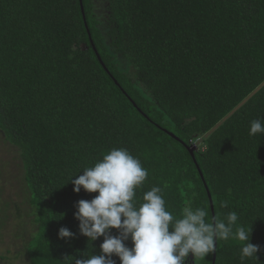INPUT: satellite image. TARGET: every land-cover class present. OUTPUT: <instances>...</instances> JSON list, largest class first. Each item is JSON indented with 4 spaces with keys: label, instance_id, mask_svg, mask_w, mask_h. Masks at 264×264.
<instances>
[{
    "label": "trees",
    "instance_id": "1",
    "mask_svg": "<svg viewBox=\"0 0 264 264\" xmlns=\"http://www.w3.org/2000/svg\"><path fill=\"white\" fill-rule=\"evenodd\" d=\"M82 6L0 0V137L19 156L39 227L24 246L29 264L100 253L103 237L91 245L74 219L77 201L97 193H74L70 180L118 147L148 169L137 197L160 186L177 215L195 194L194 206L206 205L210 216L235 211L251 226L256 259L242 262L230 239L218 242L215 264H264V136L249 135L251 121L264 120V86L204 139L264 85V0ZM61 227L74 238L60 239ZM213 256L189 254L185 264H213Z\"/></svg>",
    "mask_w": 264,
    "mask_h": 264
},
{
    "label": "clouds",
    "instance_id": "2",
    "mask_svg": "<svg viewBox=\"0 0 264 264\" xmlns=\"http://www.w3.org/2000/svg\"><path fill=\"white\" fill-rule=\"evenodd\" d=\"M249 135L264 136V120L251 121ZM148 175L138 157L118 147L70 180L74 193H97L75 204L79 234L91 245L103 237L99 254L85 250L73 258L74 264H116L113 257L119 264H185L189 254L205 258L216 252L218 242L230 239L239 242L242 262L256 259L259 246L250 243L252 228L239 224L235 211L210 216L206 205L194 206L193 194L174 215L166 208L160 186L137 197ZM219 207H229V201H220ZM74 235L67 227L58 230V237L66 241Z\"/></svg>",
    "mask_w": 264,
    "mask_h": 264
},
{
    "label": "rangeland",
    "instance_id": "3",
    "mask_svg": "<svg viewBox=\"0 0 264 264\" xmlns=\"http://www.w3.org/2000/svg\"><path fill=\"white\" fill-rule=\"evenodd\" d=\"M18 158L15 149L0 137V257L4 258L1 264H29L24 246L39 229L35 213H30L33 208L27 204Z\"/></svg>",
    "mask_w": 264,
    "mask_h": 264
},
{
    "label": "water",
    "instance_id": "4",
    "mask_svg": "<svg viewBox=\"0 0 264 264\" xmlns=\"http://www.w3.org/2000/svg\"><path fill=\"white\" fill-rule=\"evenodd\" d=\"M80 4H81V11L82 13L84 12L83 10V6H82V0H80ZM87 28V26H86ZM87 31H88V28H87ZM90 39V43H91V46L92 48L94 49L97 57H98V60L99 62L101 63V65L104 67L99 55L97 54L96 50H95V47L93 45V42H92V39ZM264 85H262L259 89H257L252 95H250L244 102H242L236 109H234L225 119H223L216 127H214L205 137L204 139L208 138L216 129H218L227 119H229L234 113H236L244 104H246L255 94H257L259 92V90L263 87ZM198 144L197 145H193L190 149H189V152L191 154V156L193 157L194 155V152L197 150V148L203 143V140L202 141H198L197 142ZM208 196H209V199H210V205H211V209L213 210V204H212V199H211V196L210 194L208 193ZM192 258V257H191ZM215 260H216V255H215V252H214V256H213V264H215Z\"/></svg>",
    "mask_w": 264,
    "mask_h": 264
}]
</instances>
